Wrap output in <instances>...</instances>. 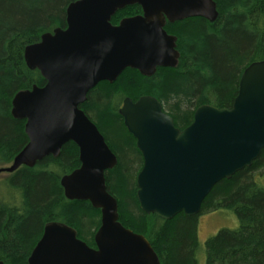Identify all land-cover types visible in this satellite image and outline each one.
<instances>
[{
    "label": "water",
    "instance_id": "water-1",
    "mask_svg": "<svg viewBox=\"0 0 264 264\" xmlns=\"http://www.w3.org/2000/svg\"><path fill=\"white\" fill-rule=\"evenodd\" d=\"M132 5L141 13L110 22ZM217 15L214 0H75L65 9V27L25 46V65L45 83L12 97L10 114L25 121L27 143L0 173L57 157L72 142L80 165L60 178L64 197L86 200L100 211L95 247L69 225L50 221L26 264H160L146 237L118 220L117 201L104 178L117 158L79 105L97 83H112L126 68L147 76L157 67H174L176 36L166 32L165 22H212ZM118 113L143 159L135 179L140 210L167 220L180 212L196 215L215 184L249 167L264 148V60L243 69L230 107L199 105L182 130L150 95L124 98Z\"/></svg>",
    "mask_w": 264,
    "mask_h": 264
},
{
    "label": "trees",
    "instance_id": "trees-1",
    "mask_svg": "<svg viewBox=\"0 0 264 264\" xmlns=\"http://www.w3.org/2000/svg\"><path fill=\"white\" fill-rule=\"evenodd\" d=\"M73 1L0 0V167L9 164L27 143L25 121L10 114L12 97L20 90L45 83L37 70L25 65L24 48L38 41L42 33L64 27L65 9ZM214 1L218 15L212 22L192 17L166 23L168 32L176 36L179 51L174 67L157 68L150 76L126 68L114 82L95 86L80 104L89 117L85 106L100 103L102 113L118 123V136L128 144L123 157L140 156L118 114L124 96L136 100L150 95L161 102L163 109L168 102H175L189 110L187 116L180 119L168 113L176 126H186L199 105L230 107L243 69L253 61L264 60V0ZM138 13V5L126 6L112 20ZM100 86L106 89L104 94L98 90ZM263 161L264 148L249 167L219 181L203 199L200 210L211 206L215 211L230 210L238 221L236 228H221L205 240L203 264H264V186L256 181L259 174L253 176ZM79 165L76 145L67 142L57 157L48 155L0 179L1 261L26 264L44 225L50 221L69 225L80 239L94 246L93 236L89 241L83 234L94 235L100 224L99 209L86 200L66 199L60 186V178ZM130 166L117 159L116 165L104 172L106 189L116 201V193L123 190L134 205L136 215L123 216L117 202L120 223L147 238L160 264H199L197 216L180 212L167 220L140 210L136 184L131 191L128 188Z\"/></svg>",
    "mask_w": 264,
    "mask_h": 264
},
{
    "label": "rangeland",
    "instance_id": "rangeland-1",
    "mask_svg": "<svg viewBox=\"0 0 264 264\" xmlns=\"http://www.w3.org/2000/svg\"><path fill=\"white\" fill-rule=\"evenodd\" d=\"M104 87L100 86L98 90L102 94ZM104 94V93H103ZM177 103L168 102L164 105L165 111L172 113L174 116L179 117L180 119H184L187 116L189 110L184 108L183 106H176ZM85 111L89 115L91 119H93L101 128L102 133L109 143L110 149L116 154L117 159L123 162L124 165L130 164V183H129V191L135 185L136 175L142 167V158L138 154L132 155L128 154L127 157H123V150L128 148V144L122 138L118 136V123L108 119L105 114L102 113V106L100 103H91L85 106ZM130 143L135 145L134 140L130 139ZM116 149V150H115ZM125 154V153H124ZM126 155V154H125ZM126 158V160H123ZM8 165V164H7ZM6 166V165H5ZM262 167V168H261ZM260 169L254 172L253 176L258 175V180H256L261 186H264V161L261 165ZM9 173H0V179H4L8 176ZM1 182V181H0ZM3 188V183H0V190ZM123 191V190H122ZM117 192L116 196L118 197L117 202L119 203V212L123 214V216L133 217L136 215L134 212V205L131 200L127 199V192ZM116 199V198H115ZM139 207V206H138ZM197 216V239H198V251H197V259L199 264H203L204 262V243L207 238L214 235L221 228H236L238 225V221L234 213L230 210L219 209L213 210V207H206L203 210H200ZM93 234L86 232L83 234V238L87 240L92 239Z\"/></svg>",
    "mask_w": 264,
    "mask_h": 264
},
{
    "label": "flooded vegetation",
    "instance_id": "flooded-vegetation-1",
    "mask_svg": "<svg viewBox=\"0 0 264 264\" xmlns=\"http://www.w3.org/2000/svg\"><path fill=\"white\" fill-rule=\"evenodd\" d=\"M118 11H119V10H118ZM118 11H117V12H118ZM140 13H141V9H140ZM140 13H138V14H140ZM135 15H136V14H135ZM113 16H114V15H113ZM113 16H112V17H113ZM130 16H133V15H130ZM112 17H111V19H110V22H111L113 25H117L118 22H119L122 18H124V17H122V18H120L117 22H115V21L112 20ZM126 17H129V16H126ZM185 19H187V18H185ZM182 20H184V19H182ZM179 21H181V20H179ZM175 22H177V21H175ZM175 22H173V23H175ZM166 23H170V22H165L164 29L166 30V32H167L168 34H172V33L168 32V30L165 28ZM65 25H66V23H65ZM64 27H65V26H64ZM172 35H174V34H172ZM174 36H175V35H174ZM176 49H177V47H176ZM177 50H178V49H177ZM178 52H179V51H178ZM178 58H179V57H178ZM157 68H161V67H157ZM157 68H156V69H157ZM134 70H135V69H134ZM136 71H137V70H136ZM155 71H156V70H155ZM137 72H138V71H137ZM119 75H120V74H119ZM119 75H118V76H119ZM141 75H142V74H141ZM151 75H152V74H151ZM118 76H117V77H118ZM145 76H146V75H145ZM147 76H150V75H147ZM116 79H117V78H116ZM116 79H115V80H116ZM115 80H114V81H115ZM114 81H113V82H114ZM101 82H107V81L104 80V81H100L99 83H101ZM99 83H97L96 86H97ZM108 83H109V82H108ZM94 87H95V86H94ZM94 87H93V88H94ZM93 88H92V89H93ZM92 89H90V91H91ZM90 91H89V92H90ZM89 92H88V93H89ZM88 93H87V94H88ZM126 97H128V96H124V97L121 99L120 104H119V107L121 106L122 101H123L124 98H126ZM139 97H140V96H139ZM139 97H138V98H139ZM128 98H130V97H128ZM130 99H131V98H130ZM132 101H135V100H132ZM160 103H161V102H160ZM81 104H82V103H81ZM161 105H162V104H161ZM79 106H80V105H79ZM119 107H118V109H119ZM79 108H80V107H79ZM80 109H81V108H80ZM195 109H196V108H195ZM81 110H82V109H81ZM162 110H163L164 112H166L168 115H170L167 111H165V109H163V107H162ZM82 111H83V110H82ZM83 112H84V111H83ZM193 113H194V112H193ZM118 114H119V113H118ZM86 116H87V115H86ZM170 116H171V115H170ZM87 117H88V116H87ZM171 117H172V116H171ZM88 118H89V117H88ZM89 119H90V118H89ZM172 119H173L174 126H175L176 128H178L179 130H182L183 128H185V127L187 126V125H186V126L178 127V126L175 125L174 118H172ZM192 119H193V117H192ZM122 122H123V120H122ZM96 127H97V126H96ZM97 129H98V128H97ZM98 131L101 133V135H102L103 138H104L105 143L107 144V142H106V140H105V136H104V134H103L99 129H98ZM127 132H128V131H127ZM128 133H129V132H128ZM129 134H130V133H129ZM130 135H131V134H130ZM131 136H132V135H131ZM132 137H133V136H132ZM133 138H134V137H133ZM134 143H135V138H134ZM107 146H108V144H107ZM108 147H109V146H108ZM135 147H136V144H135ZM109 149H110V147H109ZM110 150H111V149H110ZM137 150H138V149H137ZM111 151H112V150H111ZM138 151H139V150H138ZM112 153H114V152L112 151ZM139 154H140V152H139ZM114 155H115V153H114ZM115 156H116V155H115ZM140 156H141V158H142V155H141V154H140ZM116 158H117V156H116ZM142 164H143V159H142ZM140 169H141V168H140ZM139 171H140V170H139ZM98 227H99V226H98ZM97 229H98V228H97ZM97 229H96V230H97ZM95 232H96V231H95ZM95 232H94V234H95ZM93 236H94V235H93ZM77 237H78V236H77ZM78 238H79V237H78ZM79 239H80V238H79ZM146 239H147V238H146ZM81 240H82V239H81ZM82 241H84V240H82ZM93 241H94V240H93ZM84 242H85V241H84ZM85 243H86V242H85ZM86 244H87V243H86ZM87 245H88V244H87ZM90 247H95V245H94V246H90Z\"/></svg>",
    "mask_w": 264,
    "mask_h": 264
}]
</instances>
